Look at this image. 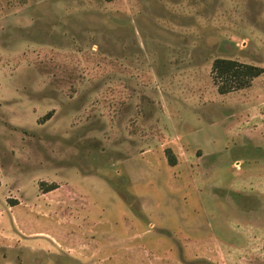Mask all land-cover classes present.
<instances>
[{"label": "rangeland", "instance_id": "374dc122", "mask_svg": "<svg viewBox=\"0 0 264 264\" xmlns=\"http://www.w3.org/2000/svg\"><path fill=\"white\" fill-rule=\"evenodd\" d=\"M216 59L263 72L219 94ZM51 185L21 218L47 235L23 240L7 204ZM128 211L134 240L105 247ZM108 248L264 264V0H0V264H111Z\"/></svg>", "mask_w": 264, "mask_h": 264}, {"label": "crops", "instance_id": "0c3cea01", "mask_svg": "<svg viewBox=\"0 0 264 264\" xmlns=\"http://www.w3.org/2000/svg\"><path fill=\"white\" fill-rule=\"evenodd\" d=\"M55 190L49 191L47 193H43L38 198H36V200H34L33 202H30L28 204H25V205H23L21 201L15 205H8L7 204V212H9L11 215V217L9 218L10 223H12V220H13V223L16 224L17 230L19 231L18 234H26V233L28 234L29 233L27 236L28 238H23V240L28 241L31 239V237H33V236L36 237V235H47L46 232L43 231L42 229L30 227L27 224H25V225L28 227H25V225H23L24 228H21V224H22L21 218H22V216H24L25 218H26V216L29 217V218H26L29 220H25L24 222L31 224L32 221H35L37 219V217L35 216L36 213H43L46 210H50L49 206L47 204H45L44 201H39V199H40V197H44L50 193H53ZM14 192L17 193V191H14ZM18 193L21 194L19 191H18ZM12 199H14V198L12 197ZM143 211H144V214L146 212H149L150 214L152 213L151 212L152 210L151 211L143 210ZM127 215H129V217H130V222L129 223L126 222L125 225H123L120 228H117L116 231H117V233H119V235L117 236L118 238L116 240V244H114L115 241L107 240V242L103 243L105 247H111V245H114V246L116 245L117 247L120 248L122 246L123 247L126 246L128 243H130L131 241L134 240V237L136 236V231H130V228L128 231L127 227L129 225L131 226V224L134 225L135 227L136 226L138 227L140 224H139V221L136 220L135 215L131 213V211H128ZM38 220H39V218H38ZM29 230H31V231L26 232ZM37 240H39V239H37ZM46 241L51 245L50 240H46ZM33 243H32V241H30V242H28L27 245L31 246V245H33ZM107 250L109 253H106L107 254L106 258L108 260H110V262H112L111 264H120L121 260H125V255H123L124 249H122V248L118 249L119 252H117V254L111 253L113 251H109V250H111L110 248H108ZM110 257H112V258H110Z\"/></svg>", "mask_w": 264, "mask_h": 264}, {"label": "trees", "instance_id": "16d2710c", "mask_svg": "<svg viewBox=\"0 0 264 264\" xmlns=\"http://www.w3.org/2000/svg\"><path fill=\"white\" fill-rule=\"evenodd\" d=\"M211 70L219 94H227L248 87L251 80L259 77L263 72L261 68L256 66L225 59L214 60ZM168 162L171 166L175 164L174 159L170 157ZM54 188L55 187L51 185L45 192L51 191Z\"/></svg>", "mask_w": 264, "mask_h": 264}]
</instances>
